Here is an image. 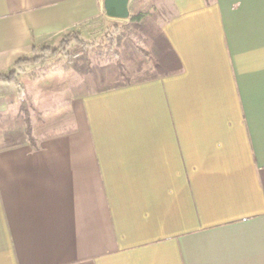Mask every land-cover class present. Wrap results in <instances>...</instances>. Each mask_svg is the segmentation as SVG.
I'll return each mask as SVG.
<instances>
[{
  "label": "crops",
  "instance_id": "crops-1",
  "mask_svg": "<svg viewBox=\"0 0 264 264\" xmlns=\"http://www.w3.org/2000/svg\"><path fill=\"white\" fill-rule=\"evenodd\" d=\"M168 16L181 72L65 91L39 148L0 152V264H264V0ZM112 21L104 0H0V73ZM27 77L0 78V115L43 93Z\"/></svg>",
  "mask_w": 264,
  "mask_h": 264
},
{
  "label": "trees",
  "instance_id": "trees-1",
  "mask_svg": "<svg viewBox=\"0 0 264 264\" xmlns=\"http://www.w3.org/2000/svg\"><path fill=\"white\" fill-rule=\"evenodd\" d=\"M155 1L139 0L130 18L121 27L116 24L118 19H115V25L121 31L117 35L118 42L113 41V44L117 43L116 47L111 46L107 52L111 58L109 63H100L103 53L96 52L91 41L80 32L63 36L61 47L64 49L65 64L62 69L73 70L82 77L80 83L68 89L65 86L67 101L71 97L120 88L182 71L183 64L159 23L161 16L157 12H150ZM132 34L149 48L140 46L129 36ZM51 48V45H43L40 51L46 52ZM44 55L35 48L32 56L18 59L15 68L9 74L0 73V78L18 82V71L25 70L26 65L41 62ZM33 71L27 75L37 77L38 74ZM28 104L29 100L24 96L16 114L0 115V152L25 145L37 149L43 139L51 136L48 133L36 136L35 130L44 126L48 118L42 111L32 116Z\"/></svg>",
  "mask_w": 264,
  "mask_h": 264
},
{
  "label": "rangeland",
  "instance_id": "rangeland-1",
  "mask_svg": "<svg viewBox=\"0 0 264 264\" xmlns=\"http://www.w3.org/2000/svg\"><path fill=\"white\" fill-rule=\"evenodd\" d=\"M130 2V10L132 12V10L139 4V0H131ZM171 4L172 0H156L153 6L150 8V12H157L159 16H161L159 19L160 24L169 18L168 8L171 6ZM126 20L118 19V23L116 24L121 27L122 24L127 22ZM120 31L121 30L116 27L115 21H112V23H110L108 26L104 25L103 29H101L96 35L85 37L91 41V45L95 48L96 52L103 53L100 63L110 62L111 58L109 55H107V52L108 50H111V46L114 48L116 47L117 43L113 44V41H117V35ZM129 36L136 40L140 46L149 48V45L146 46L142 43V40H137L133 34ZM62 38L63 37L49 44L52 48L47 49L46 52L40 51V46L37 49V52L44 53V59L36 64L26 65L24 67L25 70L18 71L19 78H22L28 74V72H34L33 70H35V72L40 75V77H38L35 82L32 81L31 83V79L29 77H27L25 80L27 87H30V85H37L43 90V93H41V90L37 88L31 89L30 92L27 93V98L29 100L28 105L30 107L32 116H34L36 112L42 111L45 115H48V118L51 119V122H56L62 112V109L58 108V106L61 100L60 97L65 93V86H67L68 89L72 85L82 81V77L73 70L64 71L62 69L63 65L65 64L64 49L61 47ZM45 71L48 72L43 74ZM56 109L58 111H56ZM51 122L50 124H52ZM50 127L51 126H48L47 130H50ZM44 128V126H40L35 130V132L42 131Z\"/></svg>",
  "mask_w": 264,
  "mask_h": 264
},
{
  "label": "water",
  "instance_id": "water-1",
  "mask_svg": "<svg viewBox=\"0 0 264 264\" xmlns=\"http://www.w3.org/2000/svg\"><path fill=\"white\" fill-rule=\"evenodd\" d=\"M131 0H104L106 15L110 18L126 20L131 16Z\"/></svg>",
  "mask_w": 264,
  "mask_h": 264
}]
</instances>
